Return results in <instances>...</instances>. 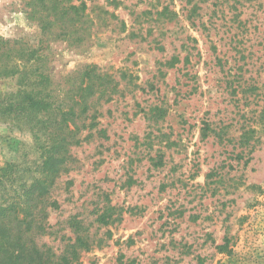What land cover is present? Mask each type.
<instances>
[{
    "label": "rangeland",
    "instance_id": "374dc122",
    "mask_svg": "<svg viewBox=\"0 0 264 264\" xmlns=\"http://www.w3.org/2000/svg\"><path fill=\"white\" fill-rule=\"evenodd\" d=\"M35 3L0 0V37L39 49L0 69V204L37 198L57 158L41 243L83 237L75 264H264V0H69L71 40ZM82 79L106 94L63 117Z\"/></svg>",
    "mask_w": 264,
    "mask_h": 264
},
{
    "label": "trees",
    "instance_id": "16d2710c",
    "mask_svg": "<svg viewBox=\"0 0 264 264\" xmlns=\"http://www.w3.org/2000/svg\"><path fill=\"white\" fill-rule=\"evenodd\" d=\"M35 3V8L31 9L28 12L29 18H35L38 26L43 30V32H49L51 30L52 35H59V37H64V39L71 40L76 36L74 31H79L80 26L83 23L85 18V4L72 5L69 3V0H32ZM29 3L27 6H30ZM57 31V33H56ZM66 31L68 33H66ZM71 31L73 34H71ZM66 36H69L67 38ZM73 36V37H72ZM77 39V38H75ZM79 41V40H78ZM81 41V40H80ZM9 39H3L0 37V69H6L9 64H11V59L14 56V51L18 50L21 54L29 53L32 57H35L39 53V49L29 50L25 45L14 42ZM83 42V41H82ZM46 76L47 81H49V75L42 74ZM86 77V73L83 75ZM89 75L87 74V78ZM102 76L97 79L101 80ZM77 84H72L68 89L64 88L63 98L60 100V103H54L58 106L60 113H63V117L66 115H75L76 107L83 108V114L90 113L93 109L90 105L93 95L99 94L100 96L104 91L99 90L98 86L93 87V85L88 84L85 86L84 80L78 81ZM94 83V81H93ZM52 83L50 82L44 90V95L50 100L54 99L51 97V87ZM77 85V86H76ZM116 87V86H115ZM113 94V92L109 93ZM78 95V98L81 102L75 101V97ZM28 96V104L31 109L34 106L39 104L45 105L49 108L50 103H39L36 101V95L34 93L26 94ZM61 98V97H58ZM44 106V109H45ZM67 109L68 111H65ZM90 119L91 122L87 125L84 121L85 126L90 129L94 126L93 116H86L85 120ZM78 127L75 128L77 130ZM89 129V130H90ZM72 132V131H71ZM60 134V133H58ZM57 132L53 133V140H59L60 135ZM67 145V138L62 140V144L57 145V148ZM55 161L49 162L45 166V171L43 175L45 179L44 182H39V185L43 186L40 192V195L33 200L27 201L20 199L19 203H13L8 208L4 207V204H0V264H75L79 256V249L88 248V244L83 237L78 236L74 243H70V240H64L66 242L65 247L58 255V253L52 248V246L47 243H41L42 238L49 234H57V231H51L53 227L46 222L47 220V208L57 206V201H50V198H46V195H50L51 188L56 182V178L60 174V170H56V165L59 164L57 158ZM65 163L62 162V166ZM60 165V166H61ZM47 182H49L47 184ZM21 198V197H20ZM40 198H42L40 200ZM39 199V200H38ZM30 202L29 208L25 209L23 207L26 203ZM8 206V205H7ZM103 220L104 224H107V220L104 216L99 218ZM73 227L74 222H71ZM81 229L77 227L75 233L79 232ZM63 238V237H62ZM66 240V241H65ZM119 264H129L122 260H119Z\"/></svg>",
    "mask_w": 264,
    "mask_h": 264
}]
</instances>
